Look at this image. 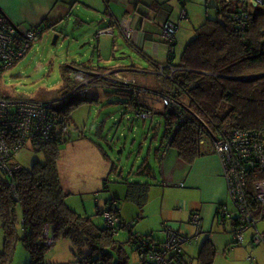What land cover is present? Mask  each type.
Returning a JSON list of instances; mask_svg holds the SVG:
<instances>
[{
    "label": "trees",
    "instance_id": "1",
    "mask_svg": "<svg viewBox=\"0 0 264 264\" xmlns=\"http://www.w3.org/2000/svg\"><path fill=\"white\" fill-rule=\"evenodd\" d=\"M178 2L184 5L187 0ZM260 6L263 4L245 5L247 26L240 32L231 21L232 12L237 9L238 4L214 0L215 17H208L196 26L193 37L185 44L178 62H174V49L167 62L154 66L152 74H142L157 77V90H151L137 79L134 82L125 79L130 86L138 89L134 92H118L131 98L129 111L143 122L139 114L146 110L152 112L153 119L155 116L159 117V121L153 126L156 129L161 125L163 129L160 144L153 150L156 161H161L170 147L178 152L181 161L193 163L205 153H210L204 149L206 145H210L209 139L225 131L239 129L254 133L264 140V8ZM0 15L11 22L1 11ZM13 25L19 27L14 23ZM74 73V79L64 80L73 82V89H69L72 93H76L74 90L83 89L80 88L81 83L89 76L79 69L74 70ZM63 93L61 97L68 94ZM139 93L154 95L162 103L163 109L154 110L149 105L134 103V98ZM164 96L175 107L168 109L164 106ZM84 101L86 100L81 98L67 106L52 101L56 111L64 117V122L58 125L60 132H54L46 145L32 146L43 152L45 163H35L30 170H24L20 166L12 178L0 179V225L3 234L0 264L11 263V254L17 242H21L27 249L30 256L28 264H56L45 262L44 256L58 238L71 240L75 257L73 262L127 264L126 255L114 240L115 231L107 226L96 225L92 216L77 214L67 205L66 194L61 186L56 167L57 159L59 146L68 140L64 138V142H61L60 135L63 128L66 133L69 131L72 108ZM148 152L149 157L150 148ZM104 156L107 157L106 153ZM148 157L145 155L142 158L136 173L155 181V170ZM111 170H116L115 164ZM257 181H264V166L251 168L246 176L248 208L257 223H264V209L254 194V184ZM126 185L125 199L139 210L143 209L151 184L148 181H134L127 182ZM118 200L113 197L106 201V206L115 205L112 210L120 217ZM17 207L21 208L20 221L16 218ZM103 211L104 209L99 210L97 215H102ZM122 225L126 224L121 219ZM238 225L239 222H235V226ZM132 226L131 224L130 228ZM46 229L49 230L48 234H45ZM118 229L121 228L116 230ZM50 238L53 243L48 245L47 240ZM132 238L133 235L129 239L132 250L137 251ZM200 247L196 257L198 264H214L216 249L212 243L205 240ZM112 251L116 252V256ZM176 264L182 263L177 259Z\"/></svg>",
    "mask_w": 264,
    "mask_h": 264
},
{
    "label": "rangeland",
    "instance_id": "2",
    "mask_svg": "<svg viewBox=\"0 0 264 264\" xmlns=\"http://www.w3.org/2000/svg\"><path fill=\"white\" fill-rule=\"evenodd\" d=\"M213 1L209 0L206 5L203 0H200L202 7L194 6L190 8L189 15L194 14L198 17V13H200L205 18H214L215 11L209 8L210 4L213 5ZM260 7L264 8V6ZM174 15L178 20L179 10ZM180 23L181 28L176 35L178 43L175 46V52L177 55L181 54L185 44L191 40L193 31V24L185 22V20ZM54 36L55 34L50 38L43 36L42 40L35 42L30 53L21 59L16 66L2 74L0 88L12 96H23L37 101L56 102L60 99L56 103L61 106L70 105L81 98L86 100L79 103L78 106H74L70 111V128L68 129V135L65 137L68 141L59 146L56 167L61 186L66 194L65 201L77 214L92 216L94 223L103 227L105 226L103 216L101 214L97 215V212L105 209L106 200L118 195L121 199L119 200L120 216L128 227L131 224L133 226L119 230L114 235V240L126 255L127 264H140L139 255L132 250L129 239L132 235L133 237L144 238L149 233L152 223L145 218L142 220L136 219L138 207L125 199L126 183L148 181L151 184L148 193L149 202L151 200L155 202L156 200L157 204L159 196L155 193L162 190V188H158V185L162 184L163 176L167 179L169 174L167 168L169 158L161 165L153 156V150L158 148L160 144L159 140L163 130L161 125L156 129L153 128L155 123L159 121V117L155 116L154 119L151 118L143 122L129 111L131 98L122 95L123 93L118 94V92L133 91L135 88H126L127 86H122L123 88H96L93 85L85 88L81 84L80 88L85 90V95L80 96L77 94L83 89L74 90L76 93L70 92L69 89H73L74 84L64 80L75 78L74 70L79 69V66L75 64L88 63V57L81 60L83 58L81 56L82 51L86 48L93 50L94 45L91 44L90 47L89 44H84L82 46L83 43L81 45L62 36L57 39L55 44H52ZM116 55L121 56L120 52ZM139 63L137 64L139 67L148 65L143 60H140ZM94 65H96V62ZM71 73L73 74L68 76ZM137 81L151 90L158 89L155 88L158 82L156 76L140 74L137 76ZM90 83H94V81ZM63 92L68 94L61 97L60 95L64 94ZM159 101L151 94L139 93L134 98V103L149 105L154 110L163 109L162 103ZM130 109L132 108L130 107ZM149 148L151 154L148 157ZM169 149L171 148L169 147L167 150ZM104 153L107 157L104 156ZM145 155L149 158V163L155 170L154 175H156L157 182L160 184H156V182H153L154 180H148L136 173ZM45 161L46 158L43 152L30 144L25 145L17 157V162L24 170H30L35 163L44 164ZM113 164L116 166L114 171L111 170ZM173 179H176V177H173ZM226 206L232 209L233 206L230 200H228ZM16 212V218L20 221L21 208L17 207ZM256 225L257 230L263 227L261 223ZM250 234V232H247V238ZM152 236L157 238V241L164 240V234L158 230L152 233ZM205 238L198 237L197 240L193 238L189 243L181 245L186 248L189 245L188 251L190 253L194 252L190 255L192 258L191 264H198L196 257ZM54 241L53 246L47 249L44 261L56 264L73 262L75 257L72 252L74 248L71 240L58 238ZM2 242L3 235L0 231V251L3 245ZM246 245L250 246L249 243ZM218 248V253L214 257V264H232L230 249L224 252L228 248L225 244L218 245ZM252 248L254 247H250V249ZM112 252L116 256V252ZM11 255L12 261L10 264H28L30 261L28 251L21 242L15 244ZM247 259V256L243 257V260L250 264Z\"/></svg>",
    "mask_w": 264,
    "mask_h": 264
},
{
    "label": "crops",
    "instance_id": "3",
    "mask_svg": "<svg viewBox=\"0 0 264 264\" xmlns=\"http://www.w3.org/2000/svg\"><path fill=\"white\" fill-rule=\"evenodd\" d=\"M199 1L187 0L186 4L181 5L178 0H0V11L21 29L39 28L41 35L38 41L42 40L43 36L50 38L56 34L55 30L64 26V31L58 38L62 36L75 43L81 45L83 43L82 46L89 44L91 47L93 44V50L86 48L82 51L81 60L88 57V63L74 64L89 75L83 83L91 80L94 81L91 83L93 87L112 88L115 74L134 82L140 74H152L155 65L167 62L169 47L168 41L163 36L164 23L167 21L175 23L176 46L178 43L176 35L181 28L180 22L185 20L193 24L194 30L206 19L200 13L198 17L194 14H191L192 17L189 15L190 8L202 7ZM203 2L207 5L209 0ZM212 4L214 5V1ZM213 5L210 4L209 8L213 9ZM183 9L187 15L184 19L181 15ZM178 10L179 18L176 20L174 14ZM124 17L129 20L131 29L129 41L124 39L118 25ZM31 50L32 45L28 53ZM115 52L116 54L120 52L121 56L118 57ZM180 55L175 52L174 62H178ZM138 58L148 65L137 66L140 64ZM0 95L16 101H37L23 96H12L1 88ZM204 149L210 153H205L190 164L181 161L178 152L172 148L163 154L162 160L158 163L163 165L169 158L167 167L169 174L167 179L163 176L162 187L158 185L162 190L155 193L159 196L157 204L156 200L149 202L148 198L143 209H138L137 212V220L145 218L152 223L149 233L144 237L156 240L152 233L158 230L165 238V228L169 226L179 234L187 236L188 243L193 238L197 240L198 237H206L205 240H209L215 247L216 255L219 250L218 245L225 244L228 248L224 252L230 249L232 264H247L246 260H243L244 256L253 258V261L247 259L250 264H264V245L251 244L254 233L252 229L243 231L241 245H233L232 230L238 227L235 226V222H238L235 221L236 217L226 220L225 223L218 220V208L228 205L229 198L220 161L210 145H206ZM153 182L160 184L157 178ZM113 197L121 200L118 195ZM194 213L199 214L201 222L197 235L194 226L189 223ZM258 223L263 225L258 231L264 233V223ZM247 232L251 233L248 238ZM247 243L250 246H247ZM188 246L187 248L181 246L182 251L178 259L182 264H191L190 255L194 252L190 253ZM250 247L258 248L253 250L254 248L250 249Z\"/></svg>",
    "mask_w": 264,
    "mask_h": 264
},
{
    "label": "built area",
    "instance_id": "4",
    "mask_svg": "<svg viewBox=\"0 0 264 264\" xmlns=\"http://www.w3.org/2000/svg\"><path fill=\"white\" fill-rule=\"evenodd\" d=\"M186 1V0H180ZM227 3L238 4L237 9L232 12V25L237 31H244L246 25L245 5H262L263 0H225ZM182 18H186V12L183 9ZM122 35L126 41H129L131 29L129 20L124 17L118 23ZM177 31L175 23L167 21L163 25V36L168 41V52L173 53L174 38ZM39 28L21 29L9 22L0 15V73L10 70L16 62L23 59L35 42H38L41 35ZM92 82V81H90ZM89 81L83 84V87L89 88ZM114 88H134L131 84L118 74L113 78ZM90 83V84H89ZM135 88L127 91H137ZM83 91L77 92L79 94ZM163 104L168 109L175 107L168 97L164 96ZM52 101H16L4 98L0 95V179L12 178L13 173L19 171L20 165L17 164V157L20 150L27 144L34 147L46 145L51 140L54 132L59 131L58 125L64 122V117L55 109ZM143 120H150L153 117L150 110L139 114ZM60 134V133H59ZM68 135L63 128L60 141ZM213 153L221 164L226 185L227 197L231 201L232 209L227 206H221L218 209V220L225 223L226 220L236 217L239 222L238 227L232 230L233 244L241 245L243 242V231L252 229L254 232L251 237V244L254 246L264 245V233L257 230V222L252 218L248 208L246 196V176L251 168L264 166V140H261L254 133L242 130L225 131V133L209 139ZM183 184H180L182 186ZM12 187V186H11ZM254 194L260 206L264 209V181H257L254 184ZM115 205H107L102 212L105 226L113 229L117 234L123 228H130L127 225L121 226L119 214L112 209ZM191 226L195 228V235L200 231L199 214L194 213L189 219ZM121 228L116 230L117 228ZM49 230H45L48 234ZM135 238H137L135 240ZM53 239L47 240L51 245ZM187 236L179 234L177 230L166 226L165 238L163 241L146 239L139 236L133 237L132 242L136 244L137 253L140 258V264H176L181 255V245L188 243ZM249 261L253 258L247 256ZM62 264H80L78 262H69Z\"/></svg>",
    "mask_w": 264,
    "mask_h": 264
},
{
    "label": "water",
    "instance_id": "5",
    "mask_svg": "<svg viewBox=\"0 0 264 264\" xmlns=\"http://www.w3.org/2000/svg\"><path fill=\"white\" fill-rule=\"evenodd\" d=\"M64 26H62L60 29H58V30H55V32H56V34H55V36H54V39H53V42H52V44H55L56 43V41H57V38L59 37V35L62 33V31H64Z\"/></svg>",
    "mask_w": 264,
    "mask_h": 264
},
{
    "label": "flooded vegetation",
    "instance_id": "6",
    "mask_svg": "<svg viewBox=\"0 0 264 264\" xmlns=\"http://www.w3.org/2000/svg\"><path fill=\"white\" fill-rule=\"evenodd\" d=\"M92 80H93V79H92ZM90 81H91V80H90ZM87 82H88V81H87ZM83 84H84V83H83ZM83 84H82V85H83Z\"/></svg>",
    "mask_w": 264,
    "mask_h": 264
}]
</instances>
